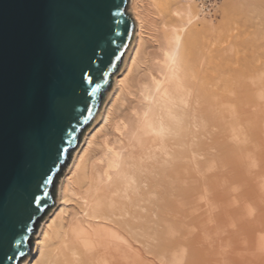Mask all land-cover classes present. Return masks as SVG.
Wrapping results in <instances>:
<instances>
[{
    "label": "bare ground",
    "instance_id": "6f19581e",
    "mask_svg": "<svg viewBox=\"0 0 264 264\" xmlns=\"http://www.w3.org/2000/svg\"><path fill=\"white\" fill-rule=\"evenodd\" d=\"M128 11L129 46L31 264H264V0Z\"/></svg>",
    "mask_w": 264,
    "mask_h": 264
},
{
    "label": "water",
    "instance_id": "95a60500",
    "mask_svg": "<svg viewBox=\"0 0 264 264\" xmlns=\"http://www.w3.org/2000/svg\"><path fill=\"white\" fill-rule=\"evenodd\" d=\"M133 31L128 0H0V264H31Z\"/></svg>",
    "mask_w": 264,
    "mask_h": 264
},
{
    "label": "rangeland",
    "instance_id": "374dc122",
    "mask_svg": "<svg viewBox=\"0 0 264 264\" xmlns=\"http://www.w3.org/2000/svg\"><path fill=\"white\" fill-rule=\"evenodd\" d=\"M241 18L244 21L243 22L244 23V28H245V26L247 27V29L250 32L249 33L250 36L256 35L257 38H261L262 37L263 34L254 31L255 30V25H257V23H258L257 22L258 12L253 7L247 8L245 11H243L242 14H241Z\"/></svg>",
    "mask_w": 264,
    "mask_h": 264
}]
</instances>
